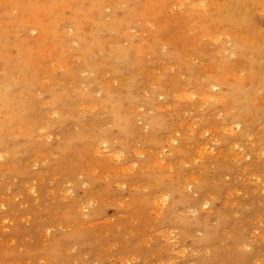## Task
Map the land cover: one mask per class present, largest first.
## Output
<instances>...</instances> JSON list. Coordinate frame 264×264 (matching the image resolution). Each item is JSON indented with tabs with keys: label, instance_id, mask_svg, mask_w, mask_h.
<instances>
[{
	"label": "rangeland",
	"instance_id": "rangeland-1",
	"mask_svg": "<svg viewBox=\"0 0 264 264\" xmlns=\"http://www.w3.org/2000/svg\"><path fill=\"white\" fill-rule=\"evenodd\" d=\"M0 264H264V0H0Z\"/></svg>",
	"mask_w": 264,
	"mask_h": 264
},
{
	"label": "bare ground",
	"instance_id": "bare-ground-1",
	"mask_svg": "<svg viewBox=\"0 0 264 264\" xmlns=\"http://www.w3.org/2000/svg\"><path fill=\"white\" fill-rule=\"evenodd\" d=\"M249 30V29H248ZM157 169V168H156ZM126 223V222H125ZM129 224V223H128Z\"/></svg>",
	"mask_w": 264,
	"mask_h": 264
}]
</instances>
